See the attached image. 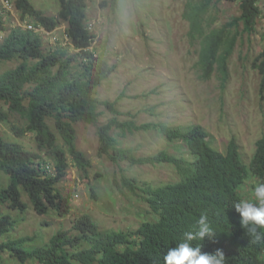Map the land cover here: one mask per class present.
Returning <instances> with one entry per match:
<instances>
[{
	"label": "trees",
	"instance_id": "obj_1",
	"mask_svg": "<svg viewBox=\"0 0 264 264\" xmlns=\"http://www.w3.org/2000/svg\"><path fill=\"white\" fill-rule=\"evenodd\" d=\"M59 1L61 9L54 17L46 15L31 0H12L24 19L31 17L35 23L32 24L42 26L47 32L65 23L67 44L46 52L43 32L25 26L12 28L0 42V65L4 61L20 60L15 68L0 75V124L9 123L12 115L18 116L24 125L14 123L12 131L18 136L33 133L39 152L54 159L57 171L55 175L50 173V164L41 161L40 153L0 136V174L9 176V183L0 190V200L10 209L25 211L23 194L27 193L40 214L52 209L62 217L70 213V197L56 189L70 166L68 153L86 175L92 166L91 159L77 145L75 124L79 121L97 124L101 156L117 164L122 161L132 165L169 163L176 168L180 179L155 186L123 175L122 188L141 196L153 219H146L139 227L127 231L100 230L96 221L85 214L74 224L76 235L59 231L45 245L28 251L21 247L26 238L2 242L0 264L6 250L22 262L34 258L42 264H165L163 257L168 249L184 239L186 233L198 231L197 219L202 213L209 216L216 235L214 240L207 236L193 240L194 245L208 253L223 249L225 264H264V241L252 243L244 235L241 217L234 208L241 199L255 202V197L247 198L242 192L250 177H255L258 184L264 182V136L256 141L253 156L246 163L235 138L223 152L213 146L210 132L199 124L138 125L134 121L124 122L117 115L99 124L101 105L121 113L115 107L116 101L100 100L96 94L116 66L91 48L95 35L91 23H87L88 0ZM212 5L213 0H189L183 13L190 23V42L200 44L196 66L200 77L206 80L216 68L224 77L228 75V60L237 41L242 33L251 34L258 19L264 17L259 0H240L241 14L213 27L217 17L211 16ZM0 10H4L1 0ZM6 29L0 13V32ZM254 67L261 75L260 92L264 95V50L255 59ZM49 118H53L63 145ZM115 128L123 133L155 128L168 141L185 142L190 155L176 156L163 149L156 154L136 156L113 135ZM15 224L10 214L0 211V237L10 233Z\"/></svg>",
	"mask_w": 264,
	"mask_h": 264
},
{
	"label": "rangeland",
	"instance_id": "obj_2",
	"mask_svg": "<svg viewBox=\"0 0 264 264\" xmlns=\"http://www.w3.org/2000/svg\"><path fill=\"white\" fill-rule=\"evenodd\" d=\"M188 1L88 0L87 23L92 24L90 29L95 35L91 48L110 65L116 66L97 88L96 94L100 100L116 101L115 107L121 112L116 114L101 105L99 124L107 123L116 115L124 122L134 121L138 125L199 124L210 132L213 146L223 152L235 138L242 158L248 163L255 151L256 141L264 136V95L260 92L261 75L254 67L255 59L264 50V17L258 19L251 34L244 32L237 41L228 60V75L224 77L216 68L212 77L206 80L200 77L196 66L200 44L190 42V23L183 17ZM31 2L48 16L59 15V0ZM259 5L264 12V0H259ZM241 12L240 0H213L211 16L217 17L213 27L223 25ZM0 13L7 27L0 32V42L12 28L24 27L27 21L34 23L31 17L24 19L15 4L10 9L4 6ZM43 34L46 52L65 45L68 36L65 23ZM19 62V59L4 61L0 65V75L15 68ZM48 121L63 145L53 118ZM14 123L24 125L18 116L12 115L9 123L0 124V136L40 153L41 161L50 164V173L55 175L54 159L45 152H39L33 133L16 135L11 129ZM75 127L78 148L91 159L92 166L86 175L68 153L70 166L56 189L70 197V213L62 217L52 209L47 214H40L27 193L23 194L27 204L25 211L10 209L0 200V211L16 220L14 229L0 237V244L9 238H26L21 247L28 251L45 245L59 231L76 235L78 231L74 229V224L85 214L96 221L100 230L135 229L144 220L154 217L141 196L122 188L123 175L141 182L148 181L155 186L180 179L176 168L169 163H114L99 154L97 124L79 121ZM112 133L123 147L132 149L136 156L156 154L163 149L176 156L190 155L185 142L168 141L155 128L126 133L115 128ZM8 183L9 176L2 172L0 190ZM257 184L255 177L246 181L242 192L247 198L254 197ZM2 256L3 264H42L34 258L22 262L9 250L4 251Z\"/></svg>",
	"mask_w": 264,
	"mask_h": 264
},
{
	"label": "clouds",
	"instance_id": "obj_3",
	"mask_svg": "<svg viewBox=\"0 0 264 264\" xmlns=\"http://www.w3.org/2000/svg\"><path fill=\"white\" fill-rule=\"evenodd\" d=\"M255 202L241 199L234 204L235 211L241 217V227L244 235L251 239L252 243L264 241V182L254 188ZM198 231L186 233L184 239L170 247L163 259L165 264H225V253L223 249L217 248L208 253L201 250V246L194 245L193 240H203L206 236L214 240V230L209 216L202 213L197 219Z\"/></svg>",
	"mask_w": 264,
	"mask_h": 264
},
{
	"label": "built area",
	"instance_id": "obj_4",
	"mask_svg": "<svg viewBox=\"0 0 264 264\" xmlns=\"http://www.w3.org/2000/svg\"><path fill=\"white\" fill-rule=\"evenodd\" d=\"M1 3L6 8L9 7V9H10V7L14 6L12 0H1ZM25 27H27L28 29L36 30L38 32H44L45 31L42 26L36 27L34 24L28 23V22H26ZM90 27H92V24Z\"/></svg>",
	"mask_w": 264,
	"mask_h": 264
}]
</instances>
